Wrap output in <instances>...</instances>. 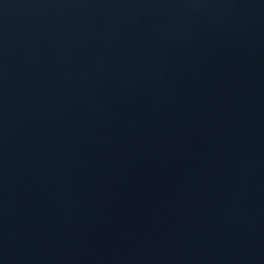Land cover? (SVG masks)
Instances as JSON below:
<instances>
[{
  "label": "water",
  "instance_id": "1",
  "mask_svg": "<svg viewBox=\"0 0 264 264\" xmlns=\"http://www.w3.org/2000/svg\"><path fill=\"white\" fill-rule=\"evenodd\" d=\"M0 264H264V0H0Z\"/></svg>",
  "mask_w": 264,
  "mask_h": 264
}]
</instances>
